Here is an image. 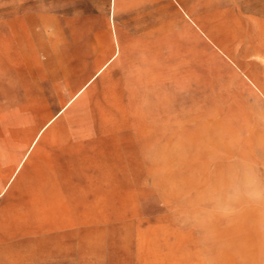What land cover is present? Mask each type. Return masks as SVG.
Returning a JSON list of instances; mask_svg holds the SVG:
<instances>
[{
  "label": "rangeland",
  "instance_id": "374dc122",
  "mask_svg": "<svg viewBox=\"0 0 264 264\" xmlns=\"http://www.w3.org/2000/svg\"><path fill=\"white\" fill-rule=\"evenodd\" d=\"M0 264H264V0H0Z\"/></svg>",
  "mask_w": 264,
  "mask_h": 264
}]
</instances>
